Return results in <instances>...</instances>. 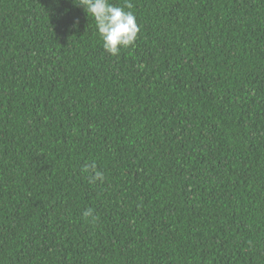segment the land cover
Wrapping results in <instances>:
<instances>
[{
	"label": "trees",
	"instance_id": "trees-1",
	"mask_svg": "<svg viewBox=\"0 0 264 264\" xmlns=\"http://www.w3.org/2000/svg\"><path fill=\"white\" fill-rule=\"evenodd\" d=\"M130 2L0 0V264H264V0Z\"/></svg>",
	"mask_w": 264,
	"mask_h": 264
},
{
	"label": "clouds",
	"instance_id": "clouds-1",
	"mask_svg": "<svg viewBox=\"0 0 264 264\" xmlns=\"http://www.w3.org/2000/svg\"><path fill=\"white\" fill-rule=\"evenodd\" d=\"M75 4L83 7L88 15L91 14L103 41V48L111 55H117L122 47L126 48L135 42L139 28L136 17L131 11L133 5L130 0H125L123 6L115 5L110 0H78ZM78 25L77 18L72 26L78 27ZM82 171L87 174L90 183L104 180V173L97 170L94 162L86 164ZM83 216L85 219L91 217L93 223L97 219L91 209L84 211Z\"/></svg>",
	"mask_w": 264,
	"mask_h": 264
}]
</instances>
